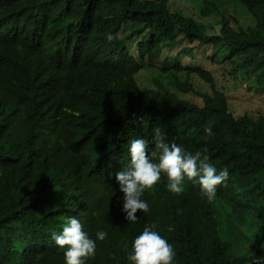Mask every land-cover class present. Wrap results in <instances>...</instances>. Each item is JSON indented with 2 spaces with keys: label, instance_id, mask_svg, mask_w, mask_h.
Segmentation results:
<instances>
[{
  "label": "trees",
  "instance_id": "16d2710c",
  "mask_svg": "<svg viewBox=\"0 0 264 264\" xmlns=\"http://www.w3.org/2000/svg\"><path fill=\"white\" fill-rule=\"evenodd\" d=\"M168 2L0 0V264H264V116L174 50L264 69V0Z\"/></svg>",
  "mask_w": 264,
  "mask_h": 264
},
{
  "label": "rangeland",
  "instance_id": "374dc122",
  "mask_svg": "<svg viewBox=\"0 0 264 264\" xmlns=\"http://www.w3.org/2000/svg\"><path fill=\"white\" fill-rule=\"evenodd\" d=\"M201 0H169L168 8L171 11H179L183 15L190 16L193 19L204 23H213L214 17L202 19L199 17V7ZM238 21L241 27L251 25L248 17L243 11L239 12ZM191 47L195 59L181 57L183 65H197L207 70L214 79L216 89L223 93L226 98L228 110L236 117L241 114H246L249 118L255 119L259 115L264 116V93L257 92V88L261 86V74H264V69L259 68L255 71L251 70V62L244 60L245 56L234 57L232 62L214 63L210 60L212 55L211 47L199 46L197 43H188L184 41L180 46L175 48ZM137 83L141 89H153L158 93H163L164 90L174 91L179 98L190 100L200 104L201 99L197 94L191 92L183 93L178 91L175 86V81L184 79L182 73L158 74L155 71L148 72L141 70L135 76ZM157 81L158 85L154 83ZM190 81L194 90L202 93H208L207 85L203 84L197 77L191 76ZM208 252L213 257H216L215 250L211 245L207 247Z\"/></svg>",
  "mask_w": 264,
  "mask_h": 264
},
{
  "label": "water",
  "instance_id": "95a60500",
  "mask_svg": "<svg viewBox=\"0 0 264 264\" xmlns=\"http://www.w3.org/2000/svg\"><path fill=\"white\" fill-rule=\"evenodd\" d=\"M257 262H261V261H257ZM249 264H252V263H249Z\"/></svg>",
  "mask_w": 264,
  "mask_h": 264
}]
</instances>
